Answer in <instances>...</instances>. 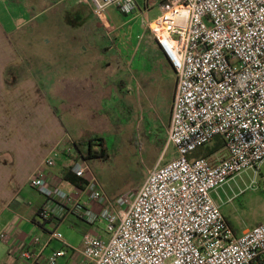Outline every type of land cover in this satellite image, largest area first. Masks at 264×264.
<instances>
[{"label":"built area","instance_id":"2783aa9c","mask_svg":"<svg viewBox=\"0 0 264 264\" xmlns=\"http://www.w3.org/2000/svg\"><path fill=\"white\" fill-rule=\"evenodd\" d=\"M82 1L95 15L111 5L123 16L137 9L136 0ZM154 3L145 0L141 13ZM158 4L161 15L148 23V31L175 73L166 146L176 158L155 166L132 197L112 201L74 146L54 150L44 166L54 167L61 154L76 156L71 174L84 182L80 192L99 209L85 208L79 193L55 186L37 170L29 186L46 199L40 220L56 226L72 213L91 225L102 221L107 237H90L74 249L53 227L46 239L34 237L11 248L21 260L58 264L70 252L69 264H264V222L236 236L213 198L220 187L264 162V0ZM216 140L222 144L218 150L193 157ZM11 237L0 233L2 242ZM52 242L61 247L46 257Z\"/></svg>","mask_w":264,"mask_h":264},{"label":"crops","instance_id":"0c3cea01","mask_svg":"<svg viewBox=\"0 0 264 264\" xmlns=\"http://www.w3.org/2000/svg\"><path fill=\"white\" fill-rule=\"evenodd\" d=\"M106 22L103 12L95 15L82 0H0V233L12 236L9 243L0 241V264H32L11 248L28 245L34 237L44 240L53 227L59 231L64 225H91L72 213L64 214L56 226L40 220L44 200L21 195L24 188L33 190L29 179L37 170H44L55 186L79 193L85 208L94 213L99 209L64 179L70 158L61 154L51 168L44 161L75 142L92 140L96 150L105 121L129 89L121 36L111 26L107 30ZM154 52L175 77L156 43ZM112 116L108 120L114 128ZM81 150L88 152V144ZM60 247L52 242L44 255Z\"/></svg>","mask_w":264,"mask_h":264},{"label":"rangeland","instance_id":"374dc122","mask_svg":"<svg viewBox=\"0 0 264 264\" xmlns=\"http://www.w3.org/2000/svg\"><path fill=\"white\" fill-rule=\"evenodd\" d=\"M136 1V12L131 15H121L115 5L103 12L108 21L107 30L111 26L121 36V55L129 63L128 73L123 74L129 89L122 95L120 108L116 107L115 112L108 116L111 119V115H114L115 126L111 128L107 119L100 138L107 157L98 156L88 160L91 171L112 201L123 196L132 197L155 166L176 158L174 148L166 146L175 77L160 64L154 52V39L148 31V23L161 15L159 0H150L155 2L154 5L143 13L145 0ZM57 99L64 101V98ZM59 109L61 120L65 123V113L61 107ZM212 147L213 144L199 148L195 157ZM95 149L99 152L101 147L96 146ZM82 154L86 156L87 152L83 150ZM254 179L256 185L251 187ZM263 186L264 162L257 171L249 169L237 175L213 194L236 236L264 222ZM21 195L31 200H34L33 197L42 198L46 202L43 196L30 188H24ZM78 224L76 228L64 225L59 229L74 249H81L90 237H107L102 221L94 225ZM70 257L69 252L61 264Z\"/></svg>","mask_w":264,"mask_h":264},{"label":"trees","instance_id":"16d2710c","mask_svg":"<svg viewBox=\"0 0 264 264\" xmlns=\"http://www.w3.org/2000/svg\"><path fill=\"white\" fill-rule=\"evenodd\" d=\"M98 141H100V151H96L94 149H92V140H89L87 142H75L74 143V149H75V155H79L81 157H83L86 161H88L89 159H92V158H97L98 156H101L102 158H106V154H105V151L106 149L104 148V143L101 139H98ZM88 144V152H87V155L86 156H83L82 154V150H81V147H84ZM220 147H222V144L221 142L218 140L216 141L214 144H213V147L212 148H207L205 150V152L202 154V155H199L198 157H206L208 156L209 154L215 152L216 150H218ZM197 153L195 152L193 154V157H195ZM197 156L195 158H198ZM77 157H72L70 158V167L73 163V161L76 159ZM70 169V168H69ZM67 170V172L64 175V179L69 182L70 184L78 187L77 189H83L84 187V182L79 180L78 178L74 177L72 174H71V171L70 170Z\"/></svg>","mask_w":264,"mask_h":264}]
</instances>
